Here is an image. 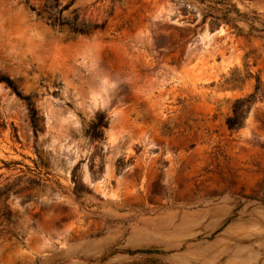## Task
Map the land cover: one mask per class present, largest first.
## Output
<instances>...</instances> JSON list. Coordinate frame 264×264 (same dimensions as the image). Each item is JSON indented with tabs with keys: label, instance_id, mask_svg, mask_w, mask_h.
Instances as JSON below:
<instances>
[{
	"label": "rangeland",
	"instance_id": "374dc122",
	"mask_svg": "<svg viewBox=\"0 0 264 264\" xmlns=\"http://www.w3.org/2000/svg\"><path fill=\"white\" fill-rule=\"evenodd\" d=\"M45 4L0 0L43 29L0 41V264H264V0Z\"/></svg>",
	"mask_w": 264,
	"mask_h": 264
},
{
	"label": "trees",
	"instance_id": "16d2710c",
	"mask_svg": "<svg viewBox=\"0 0 264 264\" xmlns=\"http://www.w3.org/2000/svg\"><path fill=\"white\" fill-rule=\"evenodd\" d=\"M45 6L48 9L49 13L54 17L55 21H58L61 24H65V23L69 24L74 31L89 33L93 30H96L100 26L98 23H92V22L90 23L84 20H79L78 16H75L73 19L63 17L62 13L64 9L68 7V5L60 7V0H46ZM0 79H4V78L0 76ZM250 101H251L250 97H245V98H239L234 102L233 115L227 119V123L230 128L242 126L243 121L245 120L246 115L250 110V105H249ZM3 126H4V122H2L0 117V127ZM4 189L7 188L4 187ZM1 192H4V190L3 191L1 190L0 194ZM6 215L8 216V218L10 217L9 210L6 211Z\"/></svg>",
	"mask_w": 264,
	"mask_h": 264
},
{
	"label": "bare ground",
	"instance_id": "6f19581e",
	"mask_svg": "<svg viewBox=\"0 0 264 264\" xmlns=\"http://www.w3.org/2000/svg\"><path fill=\"white\" fill-rule=\"evenodd\" d=\"M26 21L24 15H16L15 18H10L7 22L4 23V19L0 18V41L7 47H12L18 44V40L16 36L19 34L27 33L31 30L42 32L43 29L40 25H36L35 27L29 28L31 24ZM13 36V37H12ZM18 37V36H17ZM20 37V35H19ZM54 39V36H53ZM52 40V39H51ZM87 54L92 56L93 60H96V54L94 50L87 49Z\"/></svg>",
	"mask_w": 264,
	"mask_h": 264
}]
</instances>
